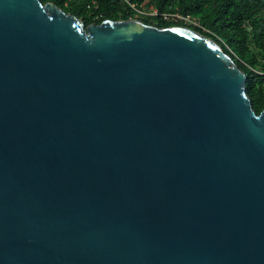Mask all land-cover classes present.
Instances as JSON below:
<instances>
[{
    "label": "water",
    "instance_id": "obj_1",
    "mask_svg": "<svg viewBox=\"0 0 264 264\" xmlns=\"http://www.w3.org/2000/svg\"><path fill=\"white\" fill-rule=\"evenodd\" d=\"M188 27L0 0V264H264V111Z\"/></svg>",
    "mask_w": 264,
    "mask_h": 264
},
{
    "label": "trees",
    "instance_id": "obj_2",
    "mask_svg": "<svg viewBox=\"0 0 264 264\" xmlns=\"http://www.w3.org/2000/svg\"><path fill=\"white\" fill-rule=\"evenodd\" d=\"M81 19L85 26L137 19L159 28L188 27L214 40L246 74V92L264 111V0H42ZM146 7L155 15L142 14ZM178 15L183 19H166ZM184 18H189V25Z\"/></svg>",
    "mask_w": 264,
    "mask_h": 264
},
{
    "label": "rangeland",
    "instance_id": "obj_3",
    "mask_svg": "<svg viewBox=\"0 0 264 264\" xmlns=\"http://www.w3.org/2000/svg\"><path fill=\"white\" fill-rule=\"evenodd\" d=\"M141 13H142V14H147V15H155L156 10L153 9L152 7H146V8H144V9L141 11ZM165 17H166V19H172L173 21H174V20L176 21L177 19H183L181 16H178V15H166ZM136 20H137V19H136ZM185 22H186L187 24H189V25L193 24V23L191 22V20H189V18H188V19H185Z\"/></svg>",
    "mask_w": 264,
    "mask_h": 264
},
{
    "label": "built area",
    "instance_id": "obj_4",
    "mask_svg": "<svg viewBox=\"0 0 264 264\" xmlns=\"http://www.w3.org/2000/svg\"><path fill=\"white\" fill-rule=\"evenodd\" d=\"M155 14H157V13H155ZM185 19H188V18H184V20H185ZM189 20H190V19H189Z\"/></svg>",
    "mask_w": 264,
    "mask_h": 264
}]
</instances>
